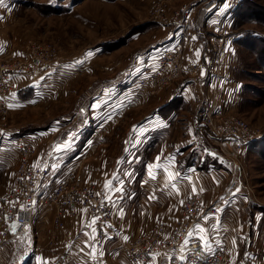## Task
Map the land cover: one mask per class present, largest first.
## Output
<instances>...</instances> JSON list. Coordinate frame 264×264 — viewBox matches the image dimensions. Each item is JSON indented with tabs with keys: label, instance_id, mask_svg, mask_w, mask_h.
Returning <instances> with one entry per match:
<instances>
[{
	"label": "crops",
	"instance_id": "1",
	"mask_svg": "<svg viewBox=\"0 0 264 264\" xmlns=\"http://www.w3.org/2000/svg\"><path fill=\"white\" fill-rule=\"evenodd\" d=\"M2 9L0 6V10ZM3 16L6 14L1 15L0 19ZM208 28L209 26L204 27L194 21L188 25L187 34L191 43L186 56L199 64L198 76H183L162 93L152 94L149 88H144L132 97L127 87L153 63L160 48L168 40L167 28L157 40L151 36V43L146 51L134 50L127 55L126 65L122 66L124 60L118 57L110 61L113 76L106 82L96 83L103 79L102 62L106 59L103 47L96 48L91 55L85 53L73 57L63 56L53 66L35 75L16 79L15 91L8 99L9 104L13 105L10 108L13 119L32 116V124L37 123L34 121H37L38 116L33 114L38 109L48 116L53 115L47 123L33 130L22 134L15 130L11 138L15 145L19 140L33 145L35 154L31 163L48 165L49 176L40 186L39 193H47L73 168L79 180L95 184L99 199L114 209L111 223L105 232V238L113 249L110 250L112 257L109 256L100 264H128L120 252L134 235L160 222L170 230L182 220L181 201L193 194V188L196 189L195 193H202L204 207L222 198L219 220L231 235V264H259L254 254L247 255V251H253L252 248L257 247L256 243H250L248 228L245 232V227L238 224L235 218H232L233 225L228 223L229 214L232 215L229 201L233 205L234 200L231 202V199L228 201L223 197L224 188L227 187L224 173L227 170L221 169L223 166L229 169L227 159L222 156L213 139L199 135L192 129V121L197 113L208 108L221 112L229 109L230 104L229 101L226 104L223 102L226 98L223 75L213 76L206 43ZM193 37L196 39L193 40ZM197 51L199 56L196 55ZM3 52L5 55L12 54L10 47L4 46ZM77 60H82L83 63L74 65ZM69 65L74 67H68ZM93 71L97 75L91 81L85 74H92ZM213 87L215 94H212ZM60 104L63 106L62 113H54L58 114L54 116L52 112ZM97 104L99 107L94 108ZM65 142H70L68 150L54 151V145ZM158 155L162 161L172 157L168 171L179 173L181 177H189L190 180L178 178L174 181L176 187L173 189L165 186L163 169L154 170L156 179L149 178L146 166L155 162ZM106 182L110 185L108 189L105 188ZM51 212L52 209L48 207L36 214L35 230L32 227L29 235L45 230V223L50 219ZM87 220V215L81 208L77 209L75 217H64V234L61 237L60 233L59 239L60 242L67 241L62 243L67 252L75 249L88 255L91 251L85 247L86 241L92 244L91 240H85L86 236L83 235L84 232L90 233ZM204 222L202 219L196 224L203 227ZM205 236L208 243L206 248L211 249L214 236ZM58 241L56 245H59ZM33 243L30 238L29 250ZM249 244L251 249L248 248ZM9 251L17 255L23 252L20 246L15 248L8 243L0 248V253L8 255ZM21 257L22 254L18 264L23 261ZM170 257L175 259L170 261ZM90 259H86L85 264ZM156 264L183 263L178 254L166 253L157 256Z\"/></svg>",
	"mask_w": 264,
	"mask_h": 264
},
{
	"label": "rangeland",
	"instance_id": "2",
	"mask_svg": "<svg viewBox=\"0 0 264 264\" xmlns=\"http://www.w3.org/2000/svg\"><path fill=\"white\" fill-rule=\"evenodd\" d=\"M157 1L3 0L0 4L3 8L0 10V16L5 14L6 16L0 19V39L3 47H10L11 57H17L25 50L31 52L34 42L49 46L48 50L43 51L44 56L59 60L63 56L93 54L96 48L103 47V54L106 55L105 62H102L103 79L96 81V83H102L113 76L110 61L118 57L124 60L122 66L126 65L127 55L134 50L146 51L151 43V36L157 40L164 34L163 30L167 31L166 27L153 21L151 9L153 3ZM160 1L166 3V10L193 2V0ZM232 2L230 4V6L234 5L232 11L231 7L225 11H218L208 23L203 24L204 27L209 26L207 46L212 36V29L220 23L222 18L225 19L226 33L232 38V45L221 67V75L225 82L223 85L226 89V98L223 102L226 104L225 102L229 101V109L216 114L234 115L243 119L250 128L260 132V137L249 140L244 148L237 152L235 158L233 157L237 165L229 163V159L222 154L229 166V169L225 166L221 169L227 170V173L226 171L224 173L227 187L224 186L223 197L228 194L227 200L231 199V202L234 200L233 205H230L232 203L229 201V209L233 213L229 214L228 223L233 225L232 218H235L238 224L245 227V232L248 228L247 235L250 243H256L257 247L252 248L253 251H247V255L254 254L258 263L264 264V56L262 57L264 55V0H232ZM192 15L193 21L196 22L199 8L194 6ZM95 75H97L95 71L92 74H85L91 81L95 79ZM181 78L172 81L166 89L150 91L152 94L162 93ZM213 93H216L214 87ZM62 108L61 104L56 105L52 113H62ZM33 115L38 116L37 121H34L37 123L34 124H32L34 119L32 116L30 118L18 116L13 119L10 111L0 115V204L8 183L12 181L19 158L15 149L16 145L14 141H11L13 133L15 130L20 134L25 133L53 118V115L48 116L40 109ZM56 115L58 114H54ZM213 142L219 147V143L214 140ZM225 146L230 149L231 145ZM139 153L143 154L142 151ZM221 192L222 190L219 193ZM52 215L51 212L50 219L45 223V230H41V233L33 232V236L29 235L30 233L19 234L5 243L15 248L20 246V250L23 251L21 264H37V257L42 258L41 264L43 261H47L48 264H85L84 261L90 257L86 264H100L109 256L112 257L110 251L112 246L106 238L101 248L95 250L96 258L94 255H85L73 249L74 247L71 248L74 251L67 252L62 244L67 241L60 242L59 239V234L62 233L61 237L64 234V226L61 230H55ZM36 217L33 221L34 230ZM89 230V234L92 235V228L90 227ZM54 232L55 239L51 240ZM30 238L41 247L39 254L30 253ZM86 238L89 236H86L85 240ZM57 241L59 245H56ZM91 243L94 246V240H91ZM5 244H2L0 248ZM251 244L247 245L249 249ZM21 254L17 255L9 251L7 255L2 252L0 264H18ZM120 255L124 258L123 250ZM229 258L231 262L230 254Z\"/></svg>",
	"mask_w": 264,
	"mask_h": 264
},
{
	"label": "built area",
	"instance_id": "3",
	"mask_svg": "<svg viewBox=\"0 0 264 264\" xmlns=\"http://www.w3.org/2000/svg\"><path fill=\"white\" fill-rule=\"evenodd\" d=\"M231 3L232 0H193L191 3L180 4L168 10L165 2L158 0L153 3L151 9L153 21L168 29V40L162 45L150 67L127 87L129 95L136 96L144 88H149L153 92L161 91L182 76L196 77L200 71L199 64L186 56L191 43L187 34L188 25L194 18L192 17L194 6L199 8L196 23L203 25L218 11H225L230 7L232 11L234 5L230 6ZM225 4L228 5L227 8L224 7ZM224 22L225 19H220V23L213 29L208 45L214 77L220 76L224 58L232 45V38L226 33ZM48 48L47 45L34 42L31 52L25 50L21 55L11 57L12 55L4 54L0 39V115L10 111L8 99L15 91L18 77L35 75L60 61L58 58L50 59L44 56L43 51ZM216 113L218 112L212 108L197 113L192 121V129L197 134L219 143L218 148L229 159V163L237 165L234 161L237 152L243 149L249 140L260 137V132L250 128L237 116ZM226 144L231 145L230 149L225 146ZM16 150L18 163L10 187L1 197L0 246L19 234L30 233L36 214L45 208L52 209V223L57 231L63 228L64 217H75L77 209L81 208L86 210L87 221L92 231L95 229L94 248L99 250L105 238L106 228L111 223L113 209L99 199L95 184L81 182L72 168L47 193L40 194V186L49 176L48 165L33 167L31 158L35 154V149L27 141L19 140ZM221 202L222 198L204 207L202 193L191 194L181 205L182 220L170 230L160 222L134 235L123 248L125 260L128 264H148L151 263L152 254L158 253L160 256L176 253L179 257L182 255L185 257L183 264H231L229 258L231 235L224 228L225 224L221 225L222 222L219 220ZM205 214L211 218L203 223L202 228L206 230L205 235L214 236L212 248H200V241L195 238L189 241L186 248H182L188 233ZM94 217L96 222L92 224ZM53 239L55 232L51 236V240ZM30 250V253L36 254L41 247L34 243Z\"/></svg>",
	"mask_w": 264,
	"mask_h": 264
},
{
	"label": "snow or ice",
	"instance_id": "4",
	"mask_svg": "<svg viewBox=\"0 0 264 264\" xmlns=\"http://www.w3.org/2000/svg\"><path fill=\"white\" fill-rule=\"evenodd\" d=\"M2 3H3V0H0V4H2ZM224 7L227 8L228 5L225 4ZM221 11H223V10H221ZM195 39H196V37H193V40H195ZM86 55H91V53H88ZM196 55L199 56V52L198 51H197ZM82 63H83L82 60H77V61L74 62V65H79V64H82ZM74 65H69L68 67H74ZM41 79H43V77H41ZM8 107L12 108L13 105L9 104ZM93 107L94 108H98L99 105L97 104V105H94ZM57 123H59V122H57ZM55 130L56 129L54 128L53 131H55ZM70 146H71L70 142H65L62 145H54V151H57V152L62 151V150L66 151V150H68L70 148ZM172 160H173V158L169 157L166 160L162 161L161 156L158 155L156 157L155 162L150 163V164H148L146 166L147 170H148L149 178L156 179V174H155L154 170L163 169L164 174L166 176L165 186L166 187L171 186L173 189H175V187H176V184H175L174 181H176L178 178L179 179H189L190 180L189 177H181L179 173H171V172L168 171V166L171 164ZM37 166H38V162L34 163L33 167L35 168ZM41 170H43V169H41ZM109 187H110L109 183L106 182L105 188L108 189ZM117 191H119V189H117ZM195 191H196V189L193 188V193H195ZM237 191H239V189H237ZM181 203H183V201H181ZM210 218L211 217L208 216L207 214H205L204 217H203L205 222H207ZM95 222H96V218L94 217L93 220L91 221V223L95 224ZM87 226H90V225H87ZM13 227H15V226H13ZM213 230H215V229H213ZM205 231L206 230L204 228H202L199 224H197L194 227V229L188 233V237L185 239L184 244L182 245V248H186L188 246V244H189V241L191 239H193V238H195V239L200 241V248L208 247L207 238L204 235ZM94 233H95V229H93V234L92 235H90L88 232H84L83 235L89 236L90 240H94L95 239ZM197 233H199V235H197ZM125 239H127V238H125ZM233 243H235V241H233ZM85 247L91 249V251L89 252V255H94L95 248H94V246L92 244H90L88 241H86L85 242ZM158 255H159L158 253L151 255V264H156ZM36 259H37V264H41L42 258L37 257ZM173 259H175V258L174 257H170L169 258L170 261L173 260ZM184 259H185V257L182 255L180 257V260L183 262ZM43 264H48V262L47 261H43Z\"/></svg>",
	"mask_w": 264,
	"mask_h": 264
},
{
	"label": "trees",
	"instance_id": "5",
	"mask_svg": "<svg viewBox=\"0 0 264 264\" xmlns=\"http://www.w3.org/2000/svg\"><path fill=\"white\" fill-rule=\"evenodd\" d=\"M264 55H262V57H263Z\"/></svg>",
	"mask_w": 264,
	"mask_h": 264
}]
</instances>
